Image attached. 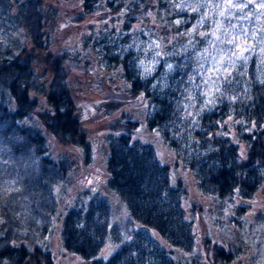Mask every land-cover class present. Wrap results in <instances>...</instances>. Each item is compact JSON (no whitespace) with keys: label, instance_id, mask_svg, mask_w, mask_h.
I'll use <instances>...</instances> for the list:
<instances>
[{"label":"trees","instance_id":"trees-1","mask_svg":"<svg viewBox=\"0 0 264 264\" xmlns=\"http://www.w3.org/2000/svg\"><path fill=\"white\" fill-rule=\"evenodd\" d=\"M177 2L81 0L82 12L71 21L81 25L88 16H102L98 28L89 24L83 34L85 49L117 36V28L127 37L136 23L147 24L151 35L156 32L161 37L158 69L166 59L174 64L166 89H153L154 76L140 73L131 52L112 55L104 46L100 51H106L102 59H107V75L118 74L129 99L139 106L146 104L147 130L159 134L174 150L179 160L175 164L191 172L204 197L221 200L235 195L245 201L264 182V78L258 79L252 70L249 77L236 75L215 106L200 111L194 141H188L185 133L174 138L167 127L180 120L188 105L187 75L192 64L185 49L178 56L173 49L190 39L197 46L207 28L205 24L189 34L196 13L177 7ZM150 14L153 21L149 22ZM50 21L55 23L52 15L45 14L42 0H0V34L10 35L6 40L0 37V264H55L44 241L56 226L54 215L61 201L56 186L67 177L71 162L49 156L45 133L64 147L78 148L85 162L91 159L87 129L69 83L67 58L50 50L46 29ZM23 28L28 37L13 36ZM40 62L43 69L37 74ZM151 105L154 110L148 113ZM138 125V120L128 117L111 123L105 159L106 187L126 205L130 224L138 228H131L130 236L123 238L120 227L109 222L107 200L95 196L86 205L66 209L59 228L62 247L88 264H209L198 260L201 254H191L196 235L187 213L194 206L186 209L184 182L172 178L170 165L159 159L154 142L134 136ZM197 208V213L204 211L201 205ZM243 208L236 205L237 211ZM141 229L160 240L145 238ZM108 238L116 247L103 258L99 253ZM204 240V251L210 249L223 264L235 258L232 249L211 244L208 236ZM171 247L189 253V260L175 261Z\"/></svg>","mask_w":264,"mask_h":264},{"label":"rangeland","instance_id":"rangeland-1","mask_svg":"<svg viewBox=\"0 0 264 264\" xmlns=\"http://www.w3.org/2000/svg\"><path fill=\"white\" fill-rule=\"evenodd\" d=\"M42 2L45 14L52 15L55 22L50 21L46 28L50 38V50L53 54L64 53L67 58L69 83L75 89L74 102L83 126L87 129L91 147V159L85 162L78 148L64 147L45 133L49 156L54 160L67 158L71 162L67 177L56 186V194L61 199L54 215L57 218L56 226L44 241L49 246L54 263L88 264V260L82 256L64 250L59 228L60 219L67 208L86 205L91 197L101 196L107 200L111 209L109 222L120 227L123 238L130 236L131 228H138L136 224H130L126 205L106 187L108 128L113 121H124L128 117L139 121L134 136L151 144L154 142L159 159L170 165L172 178L184 182L187 191L186 209L194 206V211L189 210L187 213L192 219L196 235L191 254L197 257L201 254L202 257L198 260L202 263L223 264L212 255L210 249L208 252L204 251V238L208 236L211 244L217 243L235 253V258L228 264H264V182L252 197L245 201L235 195L221 200L204 197L195 186L191 172L180 163L175 164L178 159L175 158L174 150L159 134L147 130L144 123L146 104L143 102V105L139 106L138 102H132L127 91L124 92L126 85L120 76L112 74L109 77L106 73L107 59H102V54L106 51H100L104 46L108 47L112 55L122 56L131 52L138 60L140 73L148 77L154 76L153 89H166L169 86L168 73L172 71L174 64L166 59L161 71L158 69L161 37L156 32L151 35L149 30H146L147 24L136 23L127 37L126 33L117 28V36L109 37L105 42L95 45L98 51L90 47L85 49L81 41L83 34L88 33L89 24L98 28L97 22L102 16L94 19L88 16L87 23L74 24L71 18L81 14V0ZM176 6L196 13V23L195 26L191 25L189 34L193 33L195 28L207 24L206 34L202 37V42L198 41L197 46L191 45L190 39L184 42L183 46L173 49V55L177 56L183 49L186 50V59L190 57L192 71L187 75L188 105L180 120L171 123L167 129L173 132L174 138L175 135L185 133L184 137L190 141L193 140V130L196 128L200 111L211 110L218 102L223 88L228 89V83L236 75L249 77L252 70V74L258 79L264 78V0H231V6L229 0H179ZM221 11L225 15L221 16ZM149 17V22L153 21L151 14ZM154 24L156 25L155 22ZM25 34L28 37L23 28L13 36L23 39ZM8 36L10 35L5 32L0 34L5 40ZM119 37L125 40L120 41ZM42 65L40 62L37 74L42 71ZM110 100L114 103L110 104ZM153 110L154 106H148V113ZM199 205L204 211L197 213ZM236 205H242L244 208L237 211ZM141 231L145 238L156 237L160 240L155 233L143 229ZM115 247L113 240L108 238L99 255L107 258ZM171 251L175 261L189 260V253L174 247H171Z\"/></svg>","mask_w":264,"mask_h":264},{"label":"snow or ice","instance_id":"snow-or-ice-1","mask_svg":"<svg viewBox=\"0 0 264 264\" xmlns=\"http://www.w3.org/2000/svg\"><path fill=\"white\" fill-rule=\"evenodd\" d=\"M229 6H231V0H229ZM244 5H240V7H243ZM217 7H220L219 5H217ZM220 15L223 16L225 15V13L223 11L220 12Z\"/></svg>","mask_w":264,"mask_h":264}]
</instances>
